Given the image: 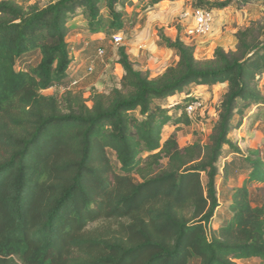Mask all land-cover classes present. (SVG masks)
I'll return each instance as SVG.
<instances>
[{
    "label": "trees",
    "instance_id": "obj_1",
    "mask_svg": "<svg viewBox=\"0 0 264 264\" xmlns=\"http://www.w3.org/2000/svg\"><path fill=\"white\" fill-rule=\"evenodd\" d=\"M165 1L177 0L0 1V264H264V201L252 189L264 184V150L229 138L250 107L264 108L263 26L236 31L234 51L201 61L179 28L173 40L158 30L177 56L162 74L136 70L114 45L122 74L102 84L107 93L62 89L74 83L72 20L109 37L134 24L129 6L134 14ZM192 2L211 11L264 5ZM33 55L32 67L17 69ZM218 84L227 88L206 142L162 140L168 124L190 125L193 90Z\"/></svg>",
    "mask_w": 264,
    "mask_h": 264
},
{
    "label": "rangeland",
    "instance_id": "obj_2",
    "mask_svg": "<svg viewBox=\"0 0 264 264\" xmlns=\"http://www.w3.org/2000/svg\"><path fill=\"white\" fill-rule=\"evenodd\" d=\"M11 1L22 6L34 3L45 6L54 0ZM193 7L192 0H177L175 2H162L146 11L137 8V12L135 11L134 14L131 6L126 8V15H134L135 22L132 23L133 25H126L122 31H119L123 37V41L119 45L125 47L127 55L136 70L148 74L152 79L162 74L168 67L176 64L177 56L175 52L160 45L158 30H162L166 37L173 40L179 28L181 40L187 46L193 47L195 58L201 61L212 59L216 48H222L225 52L234 51V33L236 31L253 27V25L264 27V5L251 7L252 10L250 11L230 8L216 13L217 24L214 21L213 31L210 35L200 39L187 40L183 37V26L179 20V15L184 10ZM69 26L71 32L67 37V42L71 47L73 61L76 63L73 65L75 76L73 77L74 83L66 82L62 89H71L74 93H81L84 99H89L93 90L98 93H107L106 86L102 84L107 83L110 77L119 79L122 74L118 65L111 64L115 54V46L111 44L110 40L111 35L105 37L102 33L98 35L88 34L85 29L86 23L81 17L72 20ZM98 49H102L103 54H99ZM36 61V56L33 55L19 63L17 69H23L26 66L32 67ZM256 84L264 96V75L257 78ZM226 88L225 84H218L212 88L196 87L192 95L197 99V107L190 125L179 124L175 126L168 124L164 128L162 140L171 134H176L180 147H185L195 141L205 143L216 119V107ZM59 91V94H61L63 90ZM52 93L53 90L51 89L42 92L44 95H51ZM263 109L256 115V111L250 107L242 119L243 126L231 132L229 138L236 142L240 150H264ZM174 111L179 113L181 108L178 107ZM225 161L229 162V159H225ZM257 193L259 196L261 195L260 199L264 201V186ZM96 226L97 223L92 225V227Z\"/></svg>",
    "mask_w": 264,
    "mask_h": 264
},
{
    "label": "built area",
    "instance_id": "obj_3",
    "mask_svg": "<svg viewBox=\"0 0 264 264\" xmlns=\"http://www.w3.org/2000/svg\"><path fill=\"white\" fill-rule=\"evenodd\" d=\"M179 20L183 26V37L187 40H193L206 37L212 33L215 16L211 10L193 7L184 10L179 15ZM110 40L112 45H119L123 41L122 34L120 32L113 33ZM97 52L103 54L102 49H98ZM196 102L186 108L188 116L196 110Z\"/></svg>",
    "mask_w": 264,
    "mask_h": 264
},
{
    "label": "crops",
    "instance_id": "obj_4",
    "mask_svg": "<svg viewBox=\"0 0 264 264\" xmlns=\"http://www.w3.org/2000/svg\"><path fill=\"white\" fill-rule=\"evenodd\" d=\"M252 8H255V6H249L247 8H245L246 11H250L252 10ZM232 7H229V8H226V9H223V10H212L214 16L216 15L217 12L219 11H225V10H228ZM259 8V7H258ZM146 11V10H145ZM137 12V11H136ZM217 16V15H216ZM216 16H215V24H217V20H216ZM235 34V33H234ZM96 35V34H95ZM98 35V34H97ZM118 65V64H116ZM119 66V65H118ZM120 67V66H119ZM262 186H264V184H259V185H254L252 187V189L254 190L255 188H262ZM260 197V196H259ZM261 198V197H260ZM239 264H262L261 261L259 259H250V260H246V261H238Z\"/></svg>",
    "mask_w": 264,
    "mask_h": 264
}]
</instances>
